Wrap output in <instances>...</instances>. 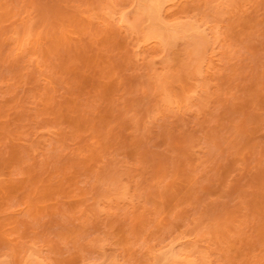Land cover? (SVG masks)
Returning a JSON list of instances; mask_svg holds the SVG:
<instances>
[{
  "label": "rangeland",
  "instance_id": "obj_1",
  "mask_svg": "<svg viewBox=\"0 0 264 264\" xmlns=\"http://www.w3.org/2000/svg\"><path fill=\"white\" fill-rule=\"evenodd\" d=\"M177 2L0 0V264H264V0Z\"/></svg>",
  "mask_w": 264,
  "mask_h": 264
},
{
  "label": "bare ground",
  "instance_id": "obj_2",
  "mask_svg": "<svg viewBox=\"0 0 264 264\" xmlns=\"http://www.w3.org/2000/svg\"><path fill=\"white\" fill-rule=\"evenodd\" d=\"M174 5V1L175 0H137V3H139L141 5L140 9L144 10L148 16V19L150 21V25L148 27V35L149 38H161V40L165 41V39L170 38V39H178V37L180 36H190V34L192 35L193 32L197 33V24L195 25V23H193V21L191 22H181L179 23V21L177 22V18H170L171 22L169 23V21L167 23L164 22L163 17H164V12L166 11V7L165 4L167 2H172ZM177 2V0H176ZM179 3V2H177ZM138 4V7L140 6ZM176 4V3H175ZM184 5H182L181 7H183ZM174 15H178L173 13ZM172 14V15H173ZM177 19V20H176ZM167 20V19H166ZM176 20V21H175ZM196 22V21H195ZM200 26V25H199ZM199 29V28H198ZM205 30V29H204ZM191 32V33H188ZM203 32V31H202ZM188 33V34H186ZM203 34V33H201ZM195 35V34H194ZM200 36L201 42H204L206 38L203 39V37H206L204 35L201 36L200 33H197V36ZM196 40V39H195ZM204 40V41H203ZM200 42V41H199ZM196 43H198V40H196ZM199 44V43H198ZM171 251H167L164 254L167 255H163V258L165 257V259L167 258H175V256L177 255L176 252H173L172 249H169ZM180 254V253H179ZM178 258V256H176ZM175 258V259H177ZM174 260V259H172Z\"/></svg>",
  "mask_w": 264,
  "mask_h": 264
}]
</instances>
